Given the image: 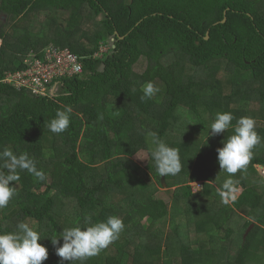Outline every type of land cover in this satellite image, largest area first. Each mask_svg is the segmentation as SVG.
<instances>
[{"label":"trees","instance_id":"trees-1","mask_svg":"<svg viewBox=\"0 0 264 264\" xmlns=\"http://www.w3.org/2000/svg\"><path fill=\"white\" fill-rule=\"evenodd\" d=\"M0 41V78L50 44L83 65L54 98L0 84V151H27L46 174L13 182L0 233L29 223L49 250L44 264H61L52 238L115 215L120 238L84 264H264V142L235 174L242 195L225 204L217 149L233 129L208 139L218 112L254 117L264 136V0H0ZM147 81L160 92L141 100ZM65 105L70 127L54 134L47 122ZM148 131L179 149V174H158Z\"/></svg>","mask_w":264,"mask_h":264},{"label":"clouds","instance_id":"clouds-1","mask_svg":"<svg viewBox=\"0 0 264 264\" xmlns=\"http://www.w3.org/2000/svg\"><path fill=\"white\" fill-rule=\"evenodd\" d=\"M74 70L78 72L80 66L76 65ZM141 91V100H147L159 93L160 88L154 82L147 81ZM72 112L70 105L63 106L62 110L58 109L55 117L47 122L48 130L54 134L67 131ZM233 120H236L234 125ZM210 128L208 139L233 129V134L222 141L223 147L217 149L221 172L229 174L217 193L222 202L228 204L229 198L234 201L235 194L240 191L239 180L234 179L235 174L246 171L254 157L253 150L264 142V136L256 130L257 121L254 117L236 119L231 112L216 113ZM147 135L151 137V156L158 174L161 177L179 174L182 171L179 149L167 145L156 132L148 131ZM25 171L38 180L46 179L43 169H38L36 159L27 151L18 154L11 146H5L0 151V209L8 207L17 195L16 186L12 185L13 182L16 185L20 181L21 173ZM124 228V221L118 216H109L106 220L95 223L88 216L83 227L65 228L60 232L59 238L54 237L51 242L56 246L55 254L61 258V264H75L76 261L84 264L117 241ZM42 240L41 233L29 223L18 222L14 231L0 233V264H44L49 258V250L40 243Z\"/></svg>","mask_w":264,"mask_h":264},{"label":"built area","instance_id":"built-area-1","mask_svg":"<svg viewBox=\"0 0 264 264\" xmlns=\"http://www.w3.org/2000/svg\"><path fill=\"white\" fill-rule=\"evenodd\" d=\"M106 51L105 47H102L95 57L101 58ZM76 65L80 66L78 72L74 70ZM23 66L22 70L6 72L4 77L0 78V84L17 90H28L38 97L54 98L60 93V79L83 75L81 58L70 49L54 44L40 51H30L23 60Z\"/></svg>","mask_w":264,"mask_h":264},{"label":"rangeland","instance_id":"rangeland-1","mask_svg":"<svg viewBox=\"0 0 264 264\" xmlns=\"http://www.w3.org/2000/svg\"><path fill=\"white\" fill-rule=\"evenodd\" d=\"M57 14H61V15H64V16H68V12H66V11H57ZM99 19H101L102 18V16H99L98 17ZM1 42V41H0ZM112 42H114V39H111L110 40V42H109V44H108V46H106L105 47V51L106 50H109V48L113 45V44H111ZM111 44V45H110ZM103 69V67L101 66V68H100V70H102ZM148 157H149V155H148V152L147 151H140L139 153H137L134 157H133V160L137 163V164H139V165H141L142 167H145L146 166V164H147V161H148ZM259 169H260V171L264 174V169L261 167V166H259ZM192 185V188L195 190V191H197V192H200V191H202V188H203V182H198V183H193V184H191ZM213 185L215 186V187H217V184L216 183H213ZM166 188H163L161 191H163L162 193H161V197L162 198H164L166 201H168L169 202V198H168V195L166 194ZM243 188H240V191L237 193V194H235V200L234 201H232L230 198H229V201H230V203H234L241 195H242V193H243ZM242 216L243 217H245V218H247V216H246V214L245 213H242ZM143 224H146V226L147 225H149L148 224V222H146V219L145 220H143Z\"/></svg>","mask_w":264,"mask_h":264},{"label":"water","instance_id":"water-1","mask_svg":"<svg viewBox=\"0 0 264 264\" xmlns=\"http://www.w3.org/2000/svg\"><path fill=\"white\" fill-rule=\"evenodd\" d=\"M227 21V19H225V21L224 22H226ZM210 38V36H208L207 37V39H209ZM263 169H264V167H262ZM163 185H164V187H166V184H165V181H164V179H163Z\"/></svg>","mask_w":264,"mask_h":264}]
</instances>
